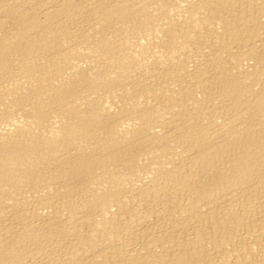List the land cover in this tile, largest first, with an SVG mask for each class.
Returning <instances> with one entry per match:
<instances>
[{
    "label": "bare ground",
    "instance_id": "1",
    "mask_svg": "<svg viewBox=\"0 0 264 264\" xmlns=\"http://www.w3.org/2000/svg\"><path fill=\"white\" fill-rule=\"evenodd\" d=\"M0 264H264V0H0Z\"/></svg>",
    "mask_w": 264,
    "mask_h": 264
}]
</instances>
